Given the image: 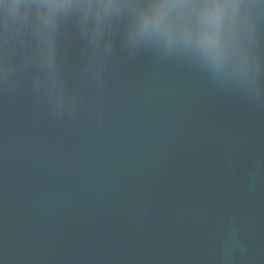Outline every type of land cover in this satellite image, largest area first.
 <instances>
[{"label":"water","instance_id":"1","mask_svg":"<svg viewBox=\"0 0 264 264\" xmlns=\"http://www.w3.org/2000/svg\"><path fill=\"white\" fill-rule=\"evenodd\" d=\"M0 264H264V0H0Z\"/></svg>","mask_w":264,"mask_h":264}]
</instances>
